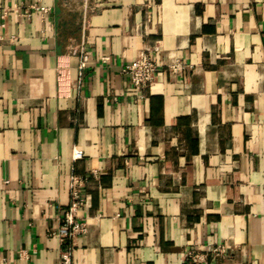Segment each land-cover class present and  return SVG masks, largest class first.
Listing matches in <instances>:
<instances>
[{"label":"crops","instance_id":"0c3cea01","mask_svg":"<svg viewBox=\"0 0 264 264\" xmlns=\"http://www.w3.org/2000/svg\"><path fill=\"white\" fill-rule=\"evenodd\" d=\"M32 2L0 0V264H264V0Z\"/></svg>","mask_w":264,"mask_h":264},{"label":"built area","instance_id":"2783aa9c","mask_svg":"<svg viewBox=\"0 0 264 264\" xmlns=\"http://www.w3.org/2000/svg\"><path fill=\"white\" fill-rule=\"evenodd\" d=\"M23 7H25L24 4L20 5V7L18 6L17 8ZM34 11L41 12L42 16L45 17L51 11V8L42 4V0H33V2L27 6V9L23 12V15L31 18ZM8 13L9 11L6 8L1 10V19L3 20L0 23L1 26H5V19ZM169 68L173 72H178L185 69L186 65L182 61H176L175 63L169 65ZM123 71L129 76V79L136 91H142L145 88H152L156 75L160 71V65L150 50L147 49L142 51L132 63L126 65ZM82 156L83 151L81 149L75 148L73 153L74 159H79ZM77 204L78 200L74 201L73 207ZM83 230L84 227L81 223L74 221L72 218H68L67 223L61 233L62 240H65L68 237H73ZM226 254L227 249L225 245H218L211 249L208 253L193 249L187 253L186 261L188 264H208V256L218 258ZM62 259V264H73L70 252L63 253Z\"/></svg>","mask_w":264,"mask_h":264}]
</instances>
